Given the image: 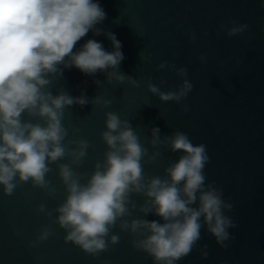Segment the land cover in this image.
I'll list each match as a JSON object with an SVG mask.
<instances>
[{
    "label": "water",
    "instance_id": "1",
    "mask_svg": "<svg viewBox=\"0 0 264 264\" xmlns=\"http://www.w3.org/2000/svg\"><path fill=\"white\" fill-rule=\"evenodd\" d=\"M94 2L106 13V19L96 27L115 34L122 44L124 59L118 71L141 84L139 88L127 82L109 84L104 73L85 75L75 67L64 69L62 78L53 80V95L63 87L74 97L83 93L89 100L99 96L111 101L107 108L89 103L65 110L63 123L69 132L66 141L83 138L91 145L84 163L79 168L73 167L90 175L95 162L103 160L106 145L100 134L105 130L108 111L129 120L150 154L156 150L148 143L153 127L160 129L161 138L177 130L185 132L193 144L206 145L210 157L204 169L207 182H215L223 189L225 200L233 204L232 211L226 214L236 227L229 230L232 239L227 249L218 246L202 229L196 249L177 264H264V0ZM232 20L249 26L243 36L229 38L219 30L221 24L230 27ZM189 31L196 33L195 43L189 42ZM88 39L102 43L108 52L114 50L107 36L89 31L73 51ZM201 53L207 55L205 64L198 59ZM163 61L188 69L187 78L194 87L180 105L161 103L147 91L149 77L165 92L175 90L181 83L167 68L156 71ZM162 79L164 84L160 83ZM95 80L101 84L97 86ZM184 105L188 108L186 112L181 110ZM24 119L28 117L25 115ZM74 128L79 132L73 133ZM159 151L161 156L154 164L144 165L147 176L163 177L164 169L181 155L166 147H160ZM67 162V159L60 161ZM50 167L53 171L46 179L57 189L55 198L33 188L30 182L21 184L10 197L3 195L0 186V264H153L151 257L132 247L133 236L118 227L111 234L119 235L120 242L96 257L85 254L71 242L65 243L64 230L43 213H36L41 203L51 211L65 199L56 165ZM132 199L137 205L143 203L142 197ZM56 215L53 212V218ZM131 218L160 220L138 211H133L128 219ZM48 224L55 235L30 247L41 227ZM205 244L209 255L202 259L199 249Z\"/></svg>",
    "mask_w": 264,
    "mask_h": 264
},
{
    "label": "clouds",
    "instance_id": "2",
    "mask_svg": "<svg viewBox=\"0 0 264 264\" xmlns=\"http://www.w3.org/2000/svg\"><path fill=\"white\" fill-rule=\"evenodd\" d=\"M105 19L104 9L94 0H0V186L3 195L10 197L21 184L30 182L33 188L55 198L57 189L46 179L53 171L50 165L55 164L65 199L51 211L41 203L36 213H43L52 224L63 229L64 242H71L87 255L96 257L117 245L120 236L111 234L115 227L132 235V247L151 257L153 264H177L189 256L201 240L202 229L218 246L227 249L232 239L229 230L236 227L226 214L232 211L233 204L225 200L223 189L215 182H207L204 169L210 157L206 145L193 144L185 132L177 130L161 138L160 129L153 127L148 143L156 150L150 154L129 120L108 111L105 130L100 134L106 145L103 160L95 162L90 175L75 170L84 163L91 145L83 138L66 141L69 132L63 123L65 110L73 105L82 108L89 103L107 108L111 101L99 96L89 100L83 93L74 97L63 87L53 95V80L62 78L64 69L75 67L85 75L104 73L109 84L127 82L133 88L141 84L118 71L124 59L122 44L115 34L96 27ZM229 24L230 27L219 26L229 38L243 36L249 27L235 20ZM89 31L107 36L114 50L108 52L102 43L88 39L74 52L77 42ZM187 35L189 42H196L194 31ZM198 59L205 64L207 55L201 53ZM166 68L181 83L175 90L165 92L149 77L147 91L161 103L180 105L194 87L187 78L188 69L163 61L156 66V71ZM94 83L99 86L101 81ZM160 83L165 81L162 79ZM181 110L186 112L188 108L184 105ZM78 132L79 129H73V133ZM160 147L181 155L164 169L163 177L147 176L144 165L157 161L161 156ZM65 159L67 163H60ZM85 177L86 181L81 183ZM133 196L142 197L143 203L137 205ZM133 211L145 216L152 214L160 220L128 219ZM53 212L57 214L55 218ZM54 235L51 224L44 225L29 246L36 247ZM207 248L205 244L199 249L202 259L209 255Z\"/></svg>",
    "mask_w": 264,
    "mask_h": 264
}]
</instances>
